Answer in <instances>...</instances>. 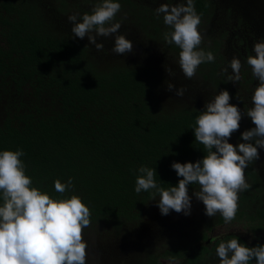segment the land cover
<instances>
[{
  "label": "trees",
  "instance_id": "trees-1",
  "mask_svg": "<svg viewBox=\"0 0 264 264\" xmlns=\"http://www.w3.org/2000/svg\"><path fill=\"white\" fill-rule=\"evenodd\" d=\"M136 1L117 0L119 12L126 13L133 25V41L144 33L160 42L169 56L179 52L163 39L164 33L172 30L164 24L163 14ZM98 2L76 0L71 2L76 4L73 7L70 0H0V150L23 151L21 159L34 187L53 198L75 193L89 207L91 222L106 221L118 227L138 220L152 199L154 190L135 192L141 166L155 169L156 183L167 189L181 179L171 167L173 162L195 163L204 157L193 129L203 110L178 107L163 111L153 94L159 77L154 61L145 60V56L130 62L118 58L101 61L83 40L48 23L47 18L56 11L63 13L70 6L83 15ZM194 5L201 18L209 14V0H194ZM223 5L227 14L219 15L218 36L210 29L216 37L207 35L200 45L211 51L215 60L201 64L197 73L239 102L235 82L228 81L232 72L228 64L234 56L227 54L223 38L225 34L247 36L242 31L248 27V12L237 0L219 1L213 10L219 14ZM260 20L255 24L250 21L251 25L260 27ZM224 21L226 25H222ZM254 35L236 42L241 45L237 83L250 91L243 111L252 107L250 87L258 84L247 57L254 55L253 45L264 40V34L259 30ZM178 97L183 101V96ZM198 97L202 99L199 93ZM261 159L264 157L245 169L250 187L238 194V211L231 223L219 215L192 242L183 247L159 245V254L147 255L140 264H203L220 239L238 238L248 247L264 244V176L256 167ZM69 178L74 187L57 193L54 181L67 182ZM197 186L190 184L188 189ZM223 224L239 227L241 235L233 231L209 234ZM213 237L218 239L214 242Z\"/></svg>",
  "mask_w": 264,
  "mask_h": 264
},
{
  "label": "clouds",
  "instance_id": "clouds-1",
  "mask_svg": "<svg viewBox=\"0 0 264 264\" xmlns=\"http://www.w3.org/2000/svg\"><path fill=\"white\" fill-rule=\"evenodd\" d=\"M121 5L117 0H100L80 19L77 14L68 16L73 36L87 37L89 44L102 51L98 37L114 36L112 52L123 55L133 51V43L119 33L122 24L113 22ZM163 14L164 24L172 30L165 32L164 41L179 48L178 64L187 79L196 75L203 63L214 62L211 51L200 47L203 36L199 31L201 17L194 0H186L176 6L161 3L156 9ZM254 55L247 57L252 74L258 84L251 97L252 107L245 111L254 127L241 133L244 142H229L231 135L240 128L242 118L237 105L230 103L227 90L219 91L208 101L204 110L195 118V141L203 145L206 153L195 163L173 162L178 184L160 187L154 177L156 170L141 166L137 171L135 192L151 193L159 197L158 207L162 215L170 210L190 214L191 197L188 186L198 184L195 197L205 206V214L214 217L219 213L225 223H231L238 211L239 193L250 185L245 169L260 158L258 149H264V40L255 42ZM232 75L228 81L239 82L241 62L233 57L229 63ZM227 68L222 71L227 72ZM168 90L175 85L168 83ZM182 97L185 89H175ZM215 149V150H213ZM23 151L0 150V264H87V242L84 229L91 227V212L82 199L73 193L68 197L53 198L47 192L33 186L26 175V165L21 159ZM74 187L72 178L67 182L54 181L57 193L64 194ZM218 239L213 237V241ZM219 264H264V244L248 247L238 238L220 239L216 246Z\"/></svg>",
  "mask_w": 264,
  "mask_h": 264
},
{
  "label": "rangeland",
  "instance_id": "rangeland-1",
  "mask_svg": "<svg viewBox=\"0 0 264 264\" xmlns=\"http://www.w3.org/2000/svg\"><path fill=\"white\" fill-rule=\"evenodd\" d=\"M42 1L43 0H41V3ZM72 1L76 0H70V3ZM219 1L223 2V0H209V14L201 18L199 31L201 32L203 39L207 37V35L215 36L210 29H215L214 32L216 33V36H218V23H220L221 20L219 15L221 12H224L223 15L227 14L225 5H223V8L218 9L219 14H217L216 9L213 10L216 8V4ZM234 1L235 0H230V3H234ZM136 3H144L156 10L161 3L176 6L186 3V0H137ZM237 3L243 11L248 12L246 15L247 19H245L248 23V27L246 26L242 31L243 34L247 35L245 38L247 39L250 34L255 38L256 36L254 33L259 30L264 34V28L261 29V25L264 27V0H237ZM71 4L73 7L76 6L75 3ZM49 11L52 12L53 8H50ZM82 13L83 12L74 10L69 6L65 12L58 13L56 11L55 15L51 19L47 18V20L51 26H55L56 28L70 34V32L72 33V25L68 21V16L77 14L78 19H80ZM214 14L217 15L216 20ZM116 16L117 19L115 17L114 22L119 21L122 24L119 33L117 34H123L127 39L132 41V52L123 55L113 53L112 48L114 46V36L97 38V41L104 45L102 51H97L94 45L89 44L87 37L81 40L88 45L90 51L94 53L96 57H99L101 61L118 58L130 62V59L132 58L144 59V56L145 60L154 61L159 67V69H157L159 77L158 81L154 84L153 94L155 97H158L160 102L159 107L162 108L163 111L178 107H195L204 110L205 104L221 91L220 88L212 86L209 80L202 78L197 73L198 70L193 78L187 79L178 64L179 52L169 56L167 50L160 46L162 45L160 42L151 40V38L144 33H142L140 39L136 38L133 41V25H130L131 22L129 21L127 14L118 12ZM259 19H261L260 27L251 25V22L255 24ZM222 25H226V21H224ZM227 25H229V27H227L231 29V23L228 22ZM224 37L226 38L223 39L227 54L238 58L239 53L237 50L240 49L241 45L236 43L238 42L237 39H243L241 43L246 39L244 36H242V38L240 35L235 34H233V36L229 35L230 41L228 34H225ZM229 75H232V72ZM168 83L175 85V88L172 91L168 90ZM232 84L235 90H239L240 101L237 102L236 99H231L230 103L237 105L242 116L239 130L234 132L229 140L230 143L236 145L244 142L241 139V133L247 130L249 125L254 127V124L252 123L251 118L242 110L243 102H246V100L249 99L247 94H249L248 92L250 91L245 90L243 86L238 85L237 82ZM181 87L185 89L183 101L176 95L175 91V89ZM254 89L255 87H250L252 93L254 92ZM198 93L202 96V99L198 97ZM258 151L260 152V158L264 157V149H258ZM256 167L258 168L259 174L264 176V159L257 162ZM262 186H264V179ZM198 190L199 185L195 188L188 189L189 196L191 197V210L189 215L171 210L169 214L162 215L158 207L159 197L157 196L156 199H151L146 203L139 219L134 222H128L117 227L106 221H92L91 227L84 229L83 234L84 240L87 242V264H140L147 255L152 253L159 254V245L161 246L163 244L166 247L178 245L179 247H183L187 243L192 242L194 237L198 236L201 230L207 226V223L214 222L217 216L220 215L217 213L216 216L209 217L205 214V206L203 202L198 200L194 195V191ZM214 228V231H211L209 234L214 235L233 231L241 235L242 232L239 227L227 226V224H223L222 226L217 225ZM203 264H219V258L216 255V251H214L209 258L206 257Z\"/></svg>",
  "mask_w": 264,
  "mask_h": 264
}]
</instances>
